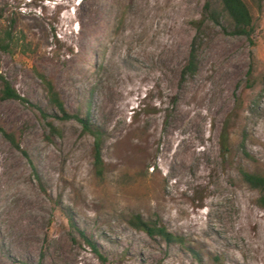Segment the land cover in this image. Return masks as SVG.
I'll list each match as a JSON object with an SVG mask.
<instances>
[{
  "label": "rangeland",
  "instance_id": "rangeland-1",
  "mask_svg": "<svg viewBox=\"0 0 264 264\" xmlns=\"http://www.w3.org/2000/svg\"><path fill=\"white\" fill-rule=\"evenodd\" d=\"M207 1L222 10L220 0H0V36L12 26L27 47L0 52V71L60 130L0 101V126L30 157L0 133V264H264L261 192L241 175L264 176V0H244L250 37L232 34L226 14L208 22L198 71L183 80ZM38 73L102 129V174L93 136L53 118ZM135 215L184 243L150 238Z\"/></svg>",
  "mask_w": 264,
  "mask_h": 264
},
{
  "label": "trees",
  "instance_id": "trees-1",
  "mask_svg": "<svg viewBox=\"0 0 264 264\" xmlns=\"http://www.w3.org/2000/svg\"><path fill=\"white\" fill-rule=\"evenodd\" d=\"M220 4L222 10L217 9L211 1H207L204 6L202 18L194 23L196 34L191 43L188 60L181 71V78L183 80L188 77H193L198 71L199 51L203 45L205 26L208 22L219 25L223 14H226L232 21V34L250 37L253 32V17L249 6L246 2H244V0H220ZM24 39V36L23 38L15 37L12 26L10 28H6L0 36V52L6 54H14L17 51L26 53V45H18V42H24ZM37 75L43 83L49 105L56 111L55 114H53V118L61 121L75 120L82 126L84 133L93 136L95 166L98 173L102 174L104 165L102 157L104 133L102 129L92 123L88 111L85 115L80 112L70 113L66 109L64 101L62 100L60 92L58 91L54 82L43 73H38ZM6 100H16L36 109L39 113L40 119L42 121H46V126L49 127L51 134H60V130L55 126L54 121H49L50 115L48 112L41 106L33 104L27 98L22 96L12 85L10 80H8V78L0 71V101ZM233 114L234 113L232 112L229 114V116H227L220 133V146L223 156H228L231 152ZM0 133L15 149L22 152L23 155L30 161L28 153L21 148L15 132L8 131L0 126ZM241 146H244V144L242 143ZM34 171L36 177L40 180L38 173L36 170ZM241 175L243 180L251 188L257 189L261 192L258 204L260 207L264 208V176L249 173L244 170H241ZM71 224H73L72 220ZM130 224L133 228L144 232L152 239L161 238L167 244L179 243L182 245L184 243L182 237L171 233L158 220L146 221L141 215H135ZM80 235L87 245L90 246L93 251L99 254L97 245L84 233L80 232ZM100 257L102 258L101 255ZM103 261H105V259H103Z\"/></svg>",
  "mask_w": 264,
  "mask_h": 264
}]
</instances>
